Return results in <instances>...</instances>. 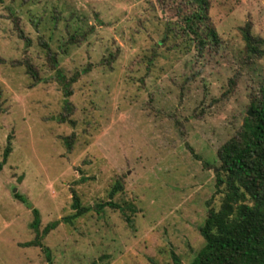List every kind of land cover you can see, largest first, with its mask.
I'll return each instance as SVG.
<instances>
[{
	"label": "rangeland",
	"instance_id": "rangeland-1",
	"mask_svg": "<svg viewBox=\"0 0 264 264\" xmlns=\"http://www.w3.org/2000/svg\"><path fill=\"white\" fill-rule=\"evenodd\" d=\"M189 1L0 0V264H190L204 247L218 152L264 74V0H208L219 44L202 53ZM74 194L91 210L66 222Z\"/></svg>",
	"mask_w": 264,
	"mask_h": 264
},
{
	"label": "trees",
	"instance_id": "trees-1",
	"mask_svg": "<svg viewBox=\"0 0 264 264\" xmlns=\"http://www.w3.org/2000/svg\"><path fill=\"white\" fill-rule=\"evenodd\" d=\"M189 3L192 13L184 16L185 33L192 37L200 53L210 44L218 46V35L208 23V0H190ZM243 39L250 55L261 54L249 29H244ZM64 88L67 99L71 94L66 84ZM258 90L251 102L252 116L245 118L238 137L218 152L221 166L216 174V188L223 191L224 197L219 209L209 210L200 230L204 247L190 264H264V74ZM10 153L8 146L0 171ZM117 191L118 187L111 196ZM73 209L77 212L65 218L66 222L91 210L82 208L76 194L73 195ZM34 213L38 216L36 210ZM38 222L36 218V224ZM175 264L180 262L176 260Z\"/></svg>",
	"mask_w": 264,
	"mask_h": 264
},
{
	"label": "water",
	"instance_id": "water-1",
	"mask_svg": "<svg viewBox=\"0 0 264 264\" xmlns=\"http://www.w3.org/2000/svg\"><path fill=\"white\" fill-rule=\"evenodd\" d=\"M249 116H252V113L251 112L249 113Z\"/></svg>",
	"mask_w": 264,
	"mask_h": 264
}]
</instances>
